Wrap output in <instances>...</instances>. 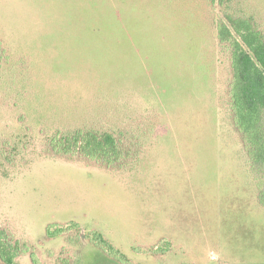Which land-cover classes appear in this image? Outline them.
<instances>
[{"label":"rangeland","instance_id":"374dc122","mask_svg":"<svg viewBox=\"0 0 264 264\" xmlns=\"http://www.w3.org/2000/svg\"><path fill=\"white\" fill-rule=\"evenodd\" d=\"M226 15L264 34V0H0V235L14 264H116L82 246L93 231L134 264H264ZM77 131L112 134L130 164L54 151Z\"/></svg>","mask_w":264,"mask_h":264},{"label":"trees","instance_id":"16d2710c","mask_svg":"<svg viewBox=\"0 0 264 264\" xmlns=\"http://www.w3.org/2000/svg\"><path fill=\"white\" fill-rule=\"evenodd\" d=\"M216 1L224 5L233 0H210V3L215 5ZM226 19L239 38L234 39L230 28L220 21L217 37L222 43L231 42L233 49V82L229 106L231 127L241 144L240 166L244 173L241 192L245 197L252 196L251 204L264 211V34L250 18L226 15ZM52 145L58 153H78L80 158L107 168L124 169L130 164L128 160L131 153H123L118 140L110 133L77 131L62 135ZM68 225V229H58L51 234L60 236L79 229L76 223ZM48 233L47 237H50ZM83 239L82 246H89L107 260L116 264H134L98 231L86 234ZM166 247L167 244L164 248ZM160 251L164 252V249L161 248ZM16 257L13 244L0 235V259L5 264H14Z\"/></svg>","mask_w":264,"mask_h":264}]
</instances>
